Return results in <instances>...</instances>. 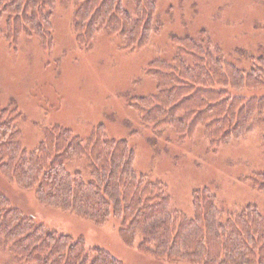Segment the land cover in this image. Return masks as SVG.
I'll return each mask as SVG.
<instances>
[{
	"label": "trees",
	"instance_id": "obj_1",
	"mask_svg": "<svg viewBox=\"0 0 264 264\" xmlns=\"http://www.w3.org/2000/svg\"><path fill=\"white\" fill-rule=\"evenodd\" d=\"M122 1L78 0L76 43L87 47L99 31H105L119 38L128 52L149 45L159 30L157 0H128L134 15L123 9ZM56 2L0 0L5 38L16 43L23 33L39 39L44 48L51 47L50 10ZM172 44L175 53L170 60L156 59L147 66L155 92L129 103L140 123L151 131L169 127L180 141L200 129L214 150L249 134L254 116L264 115V96L246 99L230 95L229 90L264 88V60L244 75L236 65L203 50L194 38L174 37ZM184 57H189L190 65ZM20 119L17 111L0 108V176L33 192L42 205L96 225L113 218L123 244L157 262L264 264V215L255 206L222 220L216 196L199 188L191 193L188 216L171 208L164 185L136 174L134 150L124 140L104 138L102 125L85 140L59 125L46 127L38 145L27 151L20 142ZM76 157L88 161L90 181L67 173L66 164ZM248 180L264 194V171ZM0 247L20 264H122L102 249H87L82 238L46 229L1 193Z\"/></svg>",
	"mask_w": 264,
	"mask_h": 264
},
{
	"label": "rangeland",
	"instance_id": "obj_2",
	"mask_svg": "<svg viewBox=\"0 0 264 264\" xmlns=\"http://www.w3.org/2000/svg\"><path fill=\"white\" fill-rule=\"evenodd\" d=\"M122 3L134 15V5L128 0ZM77 5L78 0H57L50 10L49 48L23 33L16 43L8 41L6 16L0 22V108L21 114L22 146L33 150L44 129L52 125L67 128L82 140L102 125L104 138L124 140L134 150L136 174L166 187L173 210L191 216L192 191L207 188L217 198L222 220L247 206L264 215V194L248 180L264 171L263 114L254 116L249 134L214 150L200 129L180 141L169 127L151 131L143 126L129 107L133 98L155 92L156 82L146 75L147 66L156 59L170 60L174 37L194 38L213 57L220 56L247 75L259 59L264 60V0H157L159 30L149 45L132 52L105 31H99L89 46H79L74 34ZM183 60L190 65L189 57ZM229 93L258 99L264 88ZM65 168L70 175L91 180L84 157L72 159ZM0 193L46 229L82 238L87 249H102L122 264H170L126 247L113 218L96 225L44 206L33 192L9 184L2 176ZM0 264L20 263L0 247Z\"/></svg>",
	"mask_w": 264,
	"mask_h": 264
}]
</instances>
